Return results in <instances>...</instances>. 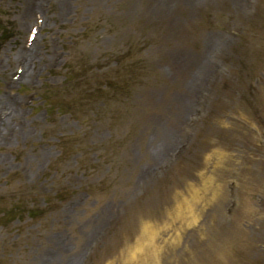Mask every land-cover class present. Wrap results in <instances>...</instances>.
Masks as SVG:
<instances>
[{"label":"rangeland","instance_id":"rangeland-1","mask_svg":"<svg viewBox=\"0 0 264 264\" xmlns=\"http://www.w3.org/2000/svg\"><path fill=\"white\" fill-rule=\"evenodd\" d=\"M0 25V264H264V0Z\"/></svg>","mask_w":264,"mask_h":264},{"label":"trees","instance_id":"trees-1","mask_svg":"<svg viewBox=\"0 0 264 264\" xmlns=\"http://www.w3.org/2000/svg\"><path fill=\"white\" fill-rule=\"evenodd\" d=\"M7 37V27L0 25V46ZM28 213V212H27ZM14 217V216H13Z\"/></svg>","mask_w":264,"mask_h":264},{"label":"bare ground","instance_id":"bare-ground-1","mask_svg":"<svg viewBox=\"0 0 264 264\" xmlns=\"http://www.w3.org/2000/svg\"><path fill=\"white\" fill-rule=\"evenodd\" d=\"M66 8H64V4H62L61 5V7H60V16L62 17V13H64V10H65ZM31 50V49H30ZM28 56L29 57H31L32 56V54H28ZM28 72V71H27ZM28 76H31L30 74H28Z\"/></svg>","mask_w":264,"mask_h":264}]
</instances>
